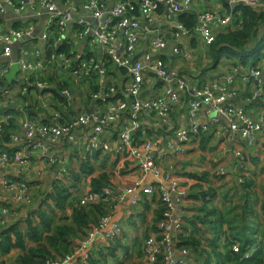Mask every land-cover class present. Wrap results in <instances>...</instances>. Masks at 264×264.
Returning a JSON list of instances; mask_svg holds the SVG:
<instances>
[{
	"label": "built area",
	"instance_id": "2783aa9c",
	"mask_svg": "<svg viewBox=\"0 0 264 264\" xmlns=\"http://www.w3.org/2000/svg\"><path fill=\"white\" fill-rule=\"evenodd\" d=\"M81 1V9L90 14L95 24L86 18L77 17V9L71 4L60 7L54 0H0V16L7 10L18 14L26 9L45 11L52 19L46 31H50L53 24H56L62 33L68 24H72L80 29V35L84 33L89 36L91 50L98 47L104 55L103 62H97L90 55H66L52 50L48 54L37 52L36 56L46 58L47 65L60 62L78 88L90 84L93 89L89 95L90 100L95 103H108L105 114H101L96 107L90 114L79 115L74 121L63 124L54 123L56 117L40 124L26 120L19 133L10 135L9 145L4 150L0 149V227L6 225L3 221L5 215H16L18 205L29 207L32 204L30 183L18 179V176L10 178V168H28L35 154L51 166L64 165L69 162V157L56 156V152L62 149L74 148L83 161H92L98 153L111 154L112 159L117 161V170H121L126 162H135L140 176L116 197L111 194L110 187L101 194L85 192L78 200L79 206L103 202L107 213L100 216L95 225L90 226L83 239L75 243L76 246L68 254L47 260L45 264H88L99 252L93 256L97 249H108L121 237L123 229L114 219L119 206H136L145 197L156 198L161 207L156 227L146 238L143 247L147 264H156L158 261L161 264H188L186 250H179V255H175V239L184 223L182 204L188 192L175 177L161 169V161L171 153L183 155L193 136L210 132L209 124L201 116L208 107L215 112L211 125H222L232 136H237L249 146L254 145L258 136L264 137V117L258 116L254 119L243 109L231 104L234 94L231 75L225 74L218 80L199 86L188 82L177 71H169L160 54L171 47V56L175 60H193L196 58L194 53L181 50L182 41L197 36L201 44L208 48L216 40L213 27L217 25L223 30L232 24L235 20L234 12H208L207 8L212 0H116L109 9L104 5L105 0ZM201 2H204L203 10H198L197 5ZM226 2L228 7L243 5L257 13L264 11L262 0ZM162 7L169 17L183 14L194 16L195 25L193 28H186L184 24L177 22L168 31L156 28L153 24L154 16ZM33 39L34 28L31 26L0 31V53L5 60V64L0 66V132L7 121L6 107L14 103V88L18 89L20 86V95L25 96L30 91L44 92L49 87L45 81L33 77L43 69L41 63L24 59L10 60L13 43ZM41 40L46 50L45 44L49 38L43 35ZM262 40L264 41V33ZM143 43L147 44L145 52L142 51ZM13 63L18 65L19 72L12 81L14 86L9 88L4 82ZM105 64L113 65L124 72L125 79H119L121 98L120 87L116 86ZM146 75L153 77L155 84L161 86V93L143 98ZM245 79L256 84L251 101L264 104V73L257 68H249ZM61 95L69 99L70 89L63 90ZM111 97L117 99L111 102ZM176 106L185 107L188 128L174 129L175 141L164 140L162 144L159 140H153L144 127V119H153L155 127L169 126L172 123V110ZM122 122L123 126L117 131V140L113 142L106 139L108 129L119 126ZM86 128H91L90 133L86 142L81 144L79 133ZM21 143L25 145L19 149ZM9 151H12L11 156ZM234 156L239 161L244 160L241 152H235ZM66 172L67 169H57L55 180L63 181ZM219 172L224 175L222 170ZM239 183L243 184V181L240 180ZM2 189L10 194V200H4ZM232 251L240 253L241 250L234 245ZM244 258L248 259L249 254Z\"/></svg>",
	"mask_w": 264,
	"mask_h": 264
},
{
	"label": "crops",
	"instance_id": "0c3cea01",
	"mask_svg": "<svg viewBox=\"0 0 264 264\" xmlns=\"http://www.w3.org/2000/svg\"><path fill=\"white\" fill-rule=\"evenodd\" d=\"M58 6L71 4L77 9V17L95 22L89 13L81 9V0H54ZM116 0H105L106 9L111 8ZM203 5V6H202ZM204 2L197 5L198 10H203ZM234 7H228L226 0H212L209 2L208 12L223 14L235 12ZM239 14V13H237ZM179 17H169L165 8L162 7L154 16V26L168 31L177 22ZM52 23L51 17L40 10L26 9L18 14L7 10L0 16V31L7 32L11 29L18 30L26 26L34 28V39L24 42H15L12 46L10 60L24 59L31 62L35 61L43 65V69L33 77L45 81L48 89L44 92L31 93L25 96L20 95L21 87L14 88L12 100L14 103L6 107V122L2 125L0 132L1 149H5L9 143L3 142V137L8 132L7 137L16 132H20L21 125L26 120L35 123L48 122L56 117V124H63L74 121L79 115L90 114L98 107L101 114L107 111L108 103H95L89 99L93 89L89 86L78 88L70 79L69 74L64 71L62 64L57 62L47 65V59L36 56L48 54L49 50L60 54L69 55H90L97 62L104 61L102 51L95 47L91 50L89 36L84 33L80 35V29L68 24L65 30L60 33L56 24H53L50 31L46 27ZM187 27L186 25H184ZM234 24H229L223 30L215 25L212 29L217 37L219 34L232 29ZM188 28V27H187ZM264 33V23H260L255 35L250 38L252 48L261 40ZM46 35L49 41L42 43V36ZM170 40V37L168 38ZM183 52L191 51L196 58L190 61L183 59L175 60L169 50L160 54L163 63L169 71H177L188 82L199 86L209 84L219 77L229 74L233 77V97L230 102L233 106L243 109L252 115L254 119L258 116L264 117V104L260 101H251L252 94L256 89V84L247 82V70L252 65H242L240 58L224 57L215 64L214 60L208 56V48H205L197 36L184 39L180 44ZM147 44L143 43L142 51H146ZM1 51V46H0ZM91 53V54H90ZM37 58V60H36ZM4 59L0 53V66L4 65ZM195 64L193 65V63ZM202 64V66H199ZM255 68L264 73V54L259 61H255ZM254 67V66H253ZM106 70L115 80L119 88L120 78L125 79L123 72L115 66L105 64ZM70 89V98L61 95L63 90ZM82 91V94H81ZM120 87V96L122 95ZM161 86L155 84L154 78L150 75L145 77V87L143 98L154 97L161 93ZM117 98L110 99L114 102ZM184 109V111H183ZM202 119L209 124L210 134H200L193 136L186 146V152L181 155L169 154L161 161V169L165 173L171 174L187 190V198L183 201L184 223L181 231L176 236V246L186 248L188 264H219L221 255L229 254L232 256L231 248L234 245L242 246L244 243L251 245L250 254L262 249L264 252V214L262 206L264 204V137L258 136L253 146L247 142L232 136L222 125L213 126L212 120L215 112L211 108H206L201 114ZM13 124L12 130L10 124ZM144 127L148 130L153 140H159L164 144V140L175 141L173 130L178 127L188 128L189 120L185 107L176 106L172 110V123L169 126L155 127L153 119L146 118L143 121ZM123 126L108 129L105 138L115 142L117 131ZM9 130L6 131V129ZM91 128L82 129L79 139L82 143L86 142ZM25 144L21 143L19 149ZM241 152L244 159L239 161L234 153ZM67 155L69 162L64 165L57 164L51 166L48 162L35 154L32 163L28 168L21 166L13 167L8 170V176L26 180L30 183V195L32 198L31 206L18 205L16 215L7 214L3 217L6 222L3 230L11 225L18 226L25 230L26 221L34 216L39 208L51 212L57 222L65 214L69 215V210L58 209L52 201V195L56 189H67L71 197L68 201L80 198L85 192L90 191L91 179L100 174L109 176L111 194L118 196L125 188L131 186L140 176V171L135 162H126L117 170V161H114L111 154H99L98 158L90 160L92 174L85 176L82 172L83 163L81 155L75 149H62L56 152V156ZM42 160V161H41ZM67 169L66 177L63 181L55 180L57 169ZM219 170L224 172L221 175ZM72 174L78 175V179ZM243 181L239 183V181ZM58 184V185H57ZM85 186V192L77 196V187ZM76 187V188H73ZM4 200H10V194L2 189ZM105 210V209H104ZM161 207L156 198L145 197L144 200L133 207L120 205L114 219L118 221L123 229L121 237L117 240L119 245L115 247V258L108 264H147L142 247L146 238L153 232L156 220H159ZM237 228V230H236ZM79 240L74 241L73 245ZM104 250V249H102ZM100 251L97 249L93 256ZM97 255V254H96ZM95 255V256H96ZM176 257L179 255L176 252ZM94 256V257H95ZM11 257L6 261L9 262ZM3 261V257L0 258ZM14 258L9 264H13Z\"/></svg>",
	"mask_w": 264,
	"mask_h": 264
},
{
	"label": "trees",
	"instance_id": "16d2710c",
	"mask_svg": "<svg viewBox=\"0 0 264 264\" xmlns=\"http://www.w3.org/2000/svg\"><path fill=\"white\" fill-rule=\"evenodd\" d=\"M235 8V20L232 23L234 27L216 37L215 42L208 47V56L214 60L215 64L226 56L229 59L238 57L242 65H252V68H255L254 62L256 60L259 61L264 54V41L261 37V40H258L259 42L250 48L253 43H250V38L255 35L260 23H264V11L257 13L243 5H236ZM178 19L179 23L186 25L188 28H193L196 22L194 16L187 14L180 15ZM4 85L9 88L14 86L12 83L9 86L7 82H4ZM29 94H31V91ZM10 125V129L12 130L13 124L11 123ZM7 134L8 132L4 134V143H10ZM11 153L12 151H9L10 156ZM98 156L99 153L93 158L97 159ZM82 172L85 176L92 174L89 159L83 163ZM72 175L78 179V175ZM109 185V176L100 174L91 179L90 192L101 194ZM52 196L51 199L56 207L61 211L68 208L69 215L65 214L57 222L51 212V208H49L50 212L39 208L35 211L37 220L34 221V216L32 215L26 221L25 230H22L18 224L0 230V258L3 257L4 259L3 261L1 260L0 264H9L6 260L14 255L16 256L14 257L13 264H45L47 260L62 257L73 249L74 241L83 239L90 226L95 225L98 218L107 213L104 210L103 202L82 207L79 206V198L72 197L74 201H68L67 197H71V195L67 189H56L55 194ZM262 213L264 214V204L262 206ZM157 222L158 220H156ZM155 227L153 226V230ZM114 243L119 245V241L117 240ZM239 247L240 253H233L231 251L232 256L229 254L221 255L219 257V264H264V252L261 248L250 254L249 256L251 257L245 260L244 256L250 251L251 245L244 243L242 246L239 245ZM114 258L115 247L110 246L108 249L100 250L95 257L90 259L88 264H108ZM156 264H161V262L158 261Z\"/></svg>",
	"mask_w": 264,
	"mask_h": 264
},
{
	"label": "water",
	"instance_id": "95a60500",
	"mask_svg": "<svg viewBox=\"0 0 264 264\" xmlns=\"http://www.w3.org/2000/svg\"><path fill=\"white\" fill-rule=\"evenodd\" d=\"M18 72H19L18 65L16 63H13L9 68L8 74L5 76L8 85H10L12 81H14Z\"/></svg>",
	"mask_w": 264,
	"mask_h": 264
},
{
	"label": "rangeland",
	"instance_id": "374dc122",
	"mask_svg": "<svg viewBox=\"0 0 264 264\" xmlns=\"http://www.w3.org/2000/svg\"><path fill=\"white\" fill-rule=\"evenodd\" d=\"M262 1H264V0H262ZM29 62H31V60H30ZM194 64H195V62L193 63V65H194ZM199 66H200V67L202 66V64L200 65V62H199ZM183 111H184V109H183ZM73 188H76V187H73ZM77 189H78V192H77V194H76L77 196H79L81 193L83 194V193L86 191V190H85V186L77 187ZM236 230H237V228H236ZM144 243H145V242H144ZM143 247H144V244H143ZM143 247H142V252H143ZM179 250H187V249H179ZM179 250L177 249L176 252L179 251ZM15 256H16V255L12 256V258H10L9 262H11Z\"/></svg>",
	"mask_w": 264,
	"mask_h": 264
},
{
	"label": "clouds",
	"instance_id": "9594fccd",
	"mask_svg": "<svg viewBox=\"0 0 264 264\" xmlns=\"http://www.w3.org/2000/svg\"><path fill=\"white\" fill-rule=\"evenodd\" d=\"M237 246H238V245H237ZM238 247H239V246H238ZM239 248H240V247H239ZM231 251H232V248H231ZM232 252H233V251H232ZM247 253L250 255L249 252H247ZM247 253H246V254H247ZM246 254H245V255H246ZM244 257H245V256H244ZM250 257H251V256H249V258H250ZM249 258H248V259H249ZM244 259H245V258H244ZM245 260H247V259H245Z\"/></svg>",
	"mask_w": 264,
	"mask_h": 264
}]
</instances>
